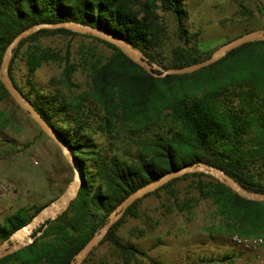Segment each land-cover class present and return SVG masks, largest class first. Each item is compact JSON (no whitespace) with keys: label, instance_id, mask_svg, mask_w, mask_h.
<instances>
[{"label":"trees","instance_id":"1","mask_svg":"<svg viewBox=\"0 0 264 264\" xmlns=\"http://www.w3.org/2000/svg\"><path fill=\"white\" fill-rule=\"evenodd\" d=\"M158 9L170 11L184 35L175 58L164 68L201 61L197 52L186 47L189 39L183 0H0V66L7 46L20 32L34 24L68 20L120 36L153 61L151 49L163 29ZM78 34L90 36L112 51L103 60L93 56L89 61L90 92L76 96L71 91L46 92L29 78L31 88L27 92L17 85L14 75L18 57L25 62L27 76L43 63L64 61L61 77L67 82L75 71L70 51L62 55L41 46L39 39ZM201 71L210 72L209 76L200 79ZM9 73L15 86L69 148L81 179L69 207L56 218L46 219L34 234L43 229L40 237L2 256L0 264H71L78 250L129 193L183 165H215L245 189L264 192V41L241 44L189 74L153 76L110 42L67 28H42L13 49ZM200 81H211L210 88L203 92ZM4 97L10 98L0 81V100ZM120 129L131 135L125 143L126 152L117 154L113 139ZM97 133L112 139L110 146L95 141L93 135ZM202 176L208 175H181L146 196L167 190L180 179L197 177L200 197L210 199L220 215L232 220L230 229L240 236L264 231V201L242 198L219 180L203 182ZM140 199L133 201L100 241L113 245L125 264L137 254H145L137 245L123 242L116 232L124 217L137 215ZM191 207L183 203L180 208ZM31 218L24 209L5 217L0 239H6ZM42 238L47 239L41 242ZM213 260L210 256L202 261Z\"/></svg>","mask_w":264,"mask_h":264},{"label":"rangeland","instance_id":"2","mask_svg":"<svg viewBox=\"0 0 264 264\" xmlns=\"http://www.w3.org/2000/svg\"><path fill=\"white\" fill-rule=\"evenodd\" d=\"M183 1L187 13L184 27L187 31L186 39H189L186 47L197 52L201 60H206L207 55H212L219 46L242 34L264 30V0ZM157 12L163 29L159 39L153 44L151 53L154 55L153 62L164 68L169 67L175 58V51L182 46L184 35L179 33L170 11L158 9ZM39 43L62 55L69 50V59L75 71L65 82L61 77L64 61H50L43 63L32 76H27L25 62L22 57H18L15 61L14 78L25 92L31 88L28 78L32 84L46 92L61 90L68 94L71 91L74 96L90 92L89 61L93 56L103 60L112 52L106 44L83 34L51 35L40 38ZM209 73L201 71L198 76L205 79ZM220 79L223 78L220 76ZM200 82L203 92L210 88L211 81ZM118 132L117 139H113L114 146L117 154H122L126 152L125 143L131 133L125 129ZM99 134L93 135L95 141L109 145L112 139L108 140ZM207 175L210 177H201L205 183L214 178ZM72 177L73 169L61 148L11 96L2 98L0 224L4 223L5 217L19 209L26 210L33 218L37 208L50 206L59 198ZM196 180L197 177L180 179L167 190L161 189L157 193L140 197L137 215L124 217L116 229L123 242L135 244L145 253L137 254L128 264H264V231L250 236L238 235L229 228L230 225L234 226L232 220L220 215L216 204L210 199L200 197ZM183 203L191 204V209L181 210ZM41 224L42 222L33 228L30 236L35 234ZM42 230L35 239L40 237ZM233 235L262 238L259 256L237 245ZM28 238L29 235H24L23 239ZM46 239L42 238L40 241ZM3 241L0 239V244ZM91 251L83 259L87 260L86 264H125L119 251L108 242H99ZM210 256L214 258L213 261H202ZM224 257L230 258L223 259Z\"/></svg>","mask_w":264,"mask_h":264},{"label":"water","instance_id":"3","mask_svg":"<svg viewBox=\"0 0 264 264\" xmlns=\"http://www.w3.org/2000/svg\"><path fill=\"white\" fill-rule=\"evenodd\" d=\"M42 28H67L71 29L75 32L80 33H88L91 36L103 39L110 44L118 47L124 54L128 56V58L134 63L142 66L147 72L153 76H164V75H173V74H189L193 71L206 67L216 61H218L222 56H224L227 52L234 49L239 45H243L254 40L264 41V30H255L252 32H248L246 34H242L232 41L222 44L217 49L214 50L212 55L206 59L198 61L194 64L188 66H182L178 68H163L158 63L150 61L146 54L141 52L138 48H134L128 42L125 41L120 36L111 34L110 32L100 30L96 27H92V25H85L81 23L74 22L73 20L58 22V23H42L37 25H32L31 27L23 30L17 36L13 37L9 45L5 50V54L1 61L0 66V81L8 91L9 95L14 99V101L23 108L28 115L35 120L40 128L46 132L48 136L61 148L62 154L66 157L67 161L71 165L73 169V177L71 182L67 185L66 189L62 192L59 198L53 202L50 206L46 205L41 208L36 215L25 225L19 227L15 230L11 235H9L4 241L0 244V258L8 253H13L17 249L31 243L36 235L30 236L32 230L36 225L40 222H44L46 219H54L59 214H61L64 209L70 204V202L75 198L77 194V190H79L80 186V168L76 163L73 155L70 153L69 148L65 145V143L58 137L54 129L46 122L45 119L40 115V113L33 107L31 102L27 100L23 93L15 86L13 80L10 77L9 73V61L12 56L13 49L16 48L18 43L33 34ZM158 70L159 72L154 71ZM192 172H201L205 174H209L213 176L215 179L219 180L220 183L225 186L231 188L233 191L238 193V196L249 199V200H257L258 202L264 201V192H257L247 190L242 187L237 180L229 176L224 170L219 167L207 163L197 162L190 165H183L177 169L171 170L165 174H161L155 180L150 181L149 183L139 187L135 191L129 193L118 205L112 210L109 215L108 220L93 234V236L89 239V241L81 247L75 255V260L71 264H81L83 259L89 254V252L95 247L99 242L104 238L107 231L113 226L116 220L122 215V213L127 210V208L133 203L134 200L140 198L143 195H146L150 192L155 191L160 186L165 185L173 178L183 176L187 173ZM24 235H29L30 238L24 240ZM9 241L14 243L13 246H9L5 248Z\"/></svg>","mask_w":264,"mask_h":264},{"label":"built area","instance_id":"4","mask_svg":"<svg viewBox=\"0 0 264 264\" xmlns=\"http://www.w3.org/2000/svg\"><path fill=\"white\" fill-rule=\"evenodd\" d=\"M12 189H15V187ZM12 189L10 188L11 191H12ZM232 238H233L234 242L237 243V245H241L245 249L253 251V252H255V254L257 256H259L258 252L260 250V247L263 244L262 238H260V237H258V238H256V237H243L242 238V237H238L237 235H233Z\"/></svg>","mask_w":264,"mask_h":264},{"label":"flooded vegetation","instance_id":"5","mask_svg":"<svg viewBox=\"0 0 264 264\" xmlns=\"http://www.w3.org/2000/svg\"><path fill=\"white\" fill-rule=\"evenodd\" d=\"M13 245H14V243H12V242L9 241V244H8L5 248H7V247H9V246L11 247V246H13Z\"/></svg>","mask_w":264,"mask_h":264}]
</instances>
